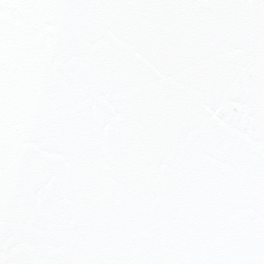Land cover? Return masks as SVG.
Segmentation results:
<instances>
[{
  "label": "snow or ice",
  "instance_id": "snow-or-ice-1",
  "mask_svg": "<svg viewBox=\"0 0 264 264\" xmlns=\"http://www.w3.org/2000/svg\"><path fill=\"white\" fill-rule=\"evenodd\" d=\"M0 264H264V0H0Z\"/></svg>",
  "mask_w": 264,
  "mask_h": 264
}]
</instances>
